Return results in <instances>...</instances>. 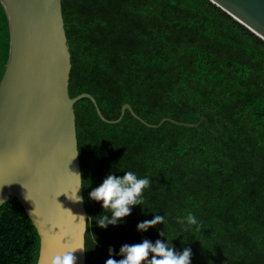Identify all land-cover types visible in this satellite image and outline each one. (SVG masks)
Wrapping results in <instances>:
<instances>
[{
    "label": "trees",
    "instance_id": "trees-1",
    "mask_svg": "<svg viewBox=\"0 0 264 264\" xmlns=\"http://www.w3.org/2000/svg\"><path fill=\"white\" fill-rule=\"evenodd\" d=\"M70 52L85 264L157 240L191 264H264V40L211 0H61ZM0 2V79L8 59ZM147 178L142 204L101 228L89 193L109 175ZM191 214L197 224L189 226ZM163 216L145 232L138 223ZM179 218V219H178ZM180 221H184L181 223ZM162 233V235H161ZM39 235L21 203L0 205V264H36ZM151 258V257H149Z\"/></svg>",
    "mask_w": 264,
    "mask_h": 264
},
{
    "label": "water",
    "instance_id": "water-1",
    "mask_svg": "<svg viewBox=\"0 0 264 264\" xmlns=\"http://www.w3.org/2000/svg\"><path fill=\"white\" fill-rule=\"evenodd\" d=\"M264 40V0H211ZM8 23L9 55L0 79V205L15 197L39 235L36 264L68 248L85 264V230L90 215L83 202L71 200L81 187L74 102L88 97L106 121L125 109L147 125L129 103L115 119L101 113L89 92L70 96V52L61 0H0ZM76 155V156H75ZM75 156V157H74ZM74 157V158H73ZM83 216L82 218H79Z\"/></svg>",
    "mask_w": 264,
    "mask_h": 264
},
{
    "label": "clouds",
    "instance_id": "clouds-1",
    "mask_svg": "<svg viewBox=\"0 0 264 264\" xmlns=\"http://www.w3.org/2000/svg\"><path fill=\"white\" fill-rule=\"evenodd\" d=\"M75 175L81 177L79 174ZM148 186H150L149 179L138 178L131 171H126L122 177L109 174L98 187L89 193L90 199L102 202L103 210L107 209L111 212V218L108 215L100 216L97 225L107 228L108 225H116L124 217L130 215L133 206L142 204L143 190ZM80 188L77 187L72 193L71 200L74 202H83V197L78 195ZM79 218L84 220L83 216ZM163 219V216L156 215L151 220L138 223L137 230L145 232L149 228L162 224ZM186 222L189 226L197 224L196 218L191 214L186 217ZM77 250L83 251V248H68L53 255L50 264H76L74 253ZM109 253L105 264H191L192 256L190 248H185L182 253H177L173 247L168 246V242L157 240L153 244L147 239L141 243L123 245L119 251L122 259L112 258L114 254L112 249L109 250Z\"/></svg>",
    "mask_w": 264,
    "mask_h": 264
}]
</instances>
